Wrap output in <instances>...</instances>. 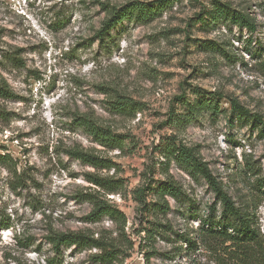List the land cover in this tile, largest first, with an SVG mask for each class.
<instances>
[{
	"label": "rangeland",
	"instance_id": "rangeland-1",
	"mask_svg": "<svg viewBox=\"0 0 264 264\" xmlns=\"http://www.w3.org/2000/svg\"><path fill=\"white\" fill-rule=\"evenodd\" d=\"M129 1L0 0V78L15 94L0 98V155H8L0 163V264H232L219 244L198 234L210 204L219 214L214 192L174 160L165 165L170 144L193 148L237 205L250 204L264 244V123L250 116L264 119V0H162L148 19L120 22L107 53L94 39L107 15L103 5ZM218 4L247 15L254 29L213 20ZM9 56L20 60L15 65ZM213 93L222 96L217 111L192 113L199 101L213 103ZM113 94L138 108L111 112ZM230 99L248 116L232 113ZM89 111L124 136L122 148L104 147L73 124V114ZM73 146L113 166L70 157ZM88 174L119 179L121 187L107 194ZM168 176L187 200L167 197L162 216L144 211L134 190ZM93 199L107 200L125 222L89 219ZM153 222L167 227L147 240L144 228ZM50 229L84 231L115 248L116 258L103 262L99 248L75 245L56 254Z\"/></svg>",
	"mask_w": 264,
	"mask_h": 264
},
{
	"label": "trees",
	"instance_id": "trees-1",
	"mask_svg": "<svg viewBox=\"0 0 264 264\" xmlns=\"http://www.w3.org/2000/svg\"><path fill=\"white\" fill-rule=\"evenodd\" d=\"M159 1L157 5L139 0L129 1L120 7H110L103 5L107 15L102 20L100 27L94 34V39L98 40L100 45L105 47L107 53H110L114 47V38L112 31L124 19L134 17L137 20H146L163 6ZM213 20H222L224 22L233 23L239 27H246L250 30L254 29V24L249 17L241 12L231 9L225 4H218L210 12ZM203 17H200V20ZM5 58V57H4ZM12 63H17L20 59L16 56H9ZM101 89H104L101 87ZM105 93H108L105 91ZM213 95H216L213 93ZM217 99L211 101L203 100L195 103L191 107L194 114H198L203 109L217 111L221 97L216 95ZM15 94L9 85L0 78V98H13ZM111 95V99L107 101L111 112L121 113L123 111H134L138 108L136 102L131 99H126L124 96ZM230 110L237 117L248 116V111L244 109L235 99L229 100ZM253 120H258L259 124L264 123V119L250 115ZM73 124L82 128L83 131L98 144L108 148H122L124 136L114 131L100 122L98 116L93 111L79 112L73 114ZM262 121V122H261ZM262 131V128H260ZM165 157V165L167 166L171 160H174L177 165L183 167L186 171L201 176L211 187L217 202L220 205L219 214H216V203L213 202L207 208V214L200 219L198 234L203 242L212 241L216 245H220L226 257L232 264H264V244L260 238L255 217L251 212L250 204L246 207L239 206L235 203L231 195L225 191L219 181L212 175L211 170L203 161L200 155L193 149L180 144H170L165 147L162 152ZM66 154L76 158L81 162L90 164L97 168H110L113 163L106 158L94 155L93 153L83 149L81 146H73L66 150ZM8 155H0V163H6ZM245 169L254 171V168L245 163ZM167 173V170L165 171ZM87 181L106 191L107 194L115 193L121 187L119 179H108L95 174H88ZM264 187V181L260 183ZM153 193V200L147 201V192ZM134 197L141 203L142 209L152 215L162 216L170 210V204L167 197L172 198L175 202H183L187 200V195L182 189V186L172 177H165L153 185L151 182L142 188L134 190ZM93 209L88 214V218L92 221L97 220L102 215H107L124 223V215L117 208L108 203L107 200L93 199ZM162 227H167L160 222H153L148 228H144L146 239H153L154 235L160 233ZM168 229H170L168 227ZM184 242L191 243L192 241L185 236H181ZM47 241L51 246V250L60 254L63 247L78 246L80 248L96 247L102 250V254L98 257L99 260L105 262L111 258H116V251L107 250L106 245L93 235L87 234L84 231H68L50 229L47 236ZM49 264H53L52 259L47 260Z\"/></svg>",
	"mask_w": 264,
	"mask_h": 264
}]
</instances>
